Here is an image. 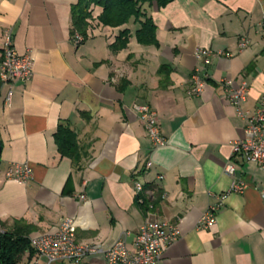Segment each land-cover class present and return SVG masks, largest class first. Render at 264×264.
I'll use <instances>...</instances> for the list:
<instances>
[{"label": "crops", "instance_id": "0c3cea01", "mask_svg": "<svg viewBox=\"0 0 264 264\" xmlns=\"http://www.w3.org/2000/svg\"><path fill=\"white\" fill-rule=\"evenodd\" d=\"M77 2L0 0V45L10 30L17 53L33 60L28 82L1 85L0 225L11 230L25 224L31 238L54 232L68 218L79 244L109 247L124 239L132 249L144 222L165 221L180 236L160 264H264V170L231 156L244 122L220 84H248L245 111L264 95V0H174L163 8L144 3L156 47L136 42L139 24L133 21L101 26L98 7L90 8L83 42L74 44L71 9ZM123 29L130 33L127 47L112 52ZM240 38L248 40L241 51ZM197 49L231 57L205 62L194 57ZM194 71L206 84L200 95L189 96ZM136 104L156 114L163 146L151 147ZM64 124L80 149L78 165L57 152L53 135ZM228 163L232 176L223 171ZM12 164L27 165L30 181L6 179ZM68 179L72 193L62 195ZM134 181L152 192L151 208L136 204ZM233 181L245 190L231 192ZM219 195L225 198L215 224L198 230V219ZM83 264L104 263L97 256Z\"/></svg>", "mask_w": 264, "mask_h": 264}, {"label": "built area", "instance_id": "2783aa9c", "mask_svg": "<svg viewBox=\"0 0 264 264\" xmlns=\"http://www.w3.org/2000/svg\"><path fill=\"white\" fill-rule=\"evenodd\" d=\"M83 38L75 34L73 43L80 44ZM248 45V40L240 38L238 49L241 51ZM0 82L1 85H9L13 82H28L33 76V60L28 53L18 54L12 43L11 31L3 34L0 45ZM196 59L208 62L215 58H230L231 54L220 51L213 52L205 49H197L194 53ZM206 80L201 78L198 71H194L189 78V96L201 94ZM225 92V98L230 106L235 109L236 115L244 122L243 137L231 142V156L239 158L242 162L255 164L264 170V95L258 100L252 111L242 110L247 93L248 84L241 81L237 86L231 80L220 82ZM8 100V97H7ZM138 121L143 126L152 148L165 144L164 138L159 133L156 114L146 104L133 105ZM151 163H146L150 168ZM228 176L233 175V165L228 163L223 169ZM8 180L25 184L30 181L32 171L27 165L12 164L5 173ZM158 180L162 177L158 176ZM246 185L232 182L230 191L242 193ZM134 197L137 204L151 208L148 203L152 192L145 190L143 184L133 182ZM264 199V191H260ZM225 195H219L216 203L211 204L203 212L197 221V229L205 230L212 227L216 221V213L221 207ZM82 200L83 196H79ZM180 236L176 225L165 222H144L137 231L132 249H128L124 239L116 240L111 246L103 247L100 244H79L75 240V226L72 219L65 218L60 221L56 230L52 233L39 234L29 238V246L33 251V257L28 264H38L39 260H45L46 264L63 263L83 264L92 257H101L104 264H160L165 250L178 240Z\"/></svg>", "mask_w": 264, "mask_h": 264}, {"label": "trees", "instance_id": "16d2710c", "mask_svg": "<svg viewBox=\"0 0 264 264\" xmlns=\"http://www.w3.org/2000/svg\"><path fill=\"white\" fill-rule=\"evenodd\" d=\"M152 1H155L158 8H163L174 0H78L71 9L72 33L77 32L86 37L89 28L90 8L98 7L101 9V13L97 17V22L101 26L119 28L133 21L139 24V28L134 32L136 42L142 46L156 47L158 44L155 39V26L152 20L141 11V6L144 3H151ZM129 38V30L123 29L110 45V50L117 52L125 49ZM53 140L60 157L68 158L75 165L80 163V149L77 146L74 133L67 124L57 127ZM71 193V183L68 179L62 189V195H71ZM137 205L144 208L139 204ZM30 231V227L25 224L15 226L11 230H5L0 225V264H28L33 257L28 238Z\"/></svg>", "mask_w": 264, "mask_h": 264}, {"label": "rangeland", "instance_id": "374dc122", "mask_svg": "<svg viewBox=\"0 0 264 264\" xmlns=\"http://www.w3.org/2000/svg\"><path fill=\"white\" fill-rule=\"evenodd\" d=\"M22 264V263H21Z\"/></svg>", "mask_w": 264, "mask_h": 264}]
</instances>
